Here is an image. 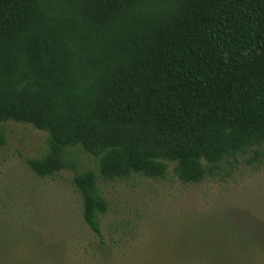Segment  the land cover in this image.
Instances as JSON below:
<instances>
[{
    "label": "trees",
    "instance_id": "1",
    "mask_svg": "<svg viewBox=\"0 0 264 264\" xmlns=\"http://www.w3.org/2000/svg\"><path fill=\"white\" fill-rule=\"evenodd\" d=\"M9 122L47 134L26 166L41 179L72 173L97 240L36 248L26 264L124 261L138 248L130 231L105 241L100 185L229 184L264 169V0H0V126ZM80 152L94 166L81 167ZM178 234L141 254L191 243L219 255L251 239L213 214Z\"/></svg>",
    "mask_w": 264,
    "mask_h": 264
},
{
    "label": "rangeland",
    "instance_id": "2",
    "mask_svg": "<svg viewBox=\"0 0 264 264\" xmlns=\"http://www.w3.org/2000/svg\"><path fill=\"white\" fill-rule=\"evenodd\" d=\"M1 133L5 143L0 147V264H26L36 248L62 242L95 243L81 221L72 173L41 179L26 166L27 159L46 152L47 134L13 122L0 126ZM78 160L81 167L94 166V159L82 152ZM100 186L109 203L101 226L105 241L116 236L114 231H130V244L140 249L114 264H217L219 259L212 257L217 255L215 248L197 252L191 243L179 247L184 249L180 253L141 254L173 246L180 230L212 214L230 219L251 237L247 244L222 246L220 259L231 251L237 255L232 261H238L232 264H264V169L229 184L182 186L169 176L161 182L135 177Z\"/></svg>",
    "mask_w": 264,
    "mask_h": 264
}]
</instances>
